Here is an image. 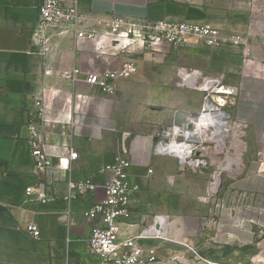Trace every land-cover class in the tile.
I'll use <instances>...</instances> for the list:
<instances>
[{"label":"crops","instance_id":"obj_1","mask_svg":"<svg viewBox=\"0 0 264 264\" xmlns=\"http://www.w3.org/2000/svg\"><path fill=\"white\" fill-rule=\"evenodd\" d=\"M42 1L0 0V264L102 261L89 247L97 221L83 215L103 198L101 187L71 202L58 198L42 203L26 193L37 183L26 125L36 110L34 97L52 106L54 118L72 114L71 122L40 128L53 154L66 152L61 145L79 152L72 177L96 172L120 155L130 161V216L120 220L118 230L120 239L149 230L139 244L146 252L154 250L156 260L141 264H212L207 256L211 252L218 255L217 264L229 259L233 264H264V0H61L83 11L88 31L98 20L164 19L208 23L220 28L226 39L240 36L238 47L198 43L168 55L166 46L151 51L137 61L133 77L118 82L113 94L85 79L88 72L123 63L122 55L113 51L116 46L106 42L103 49L97 41L73 34L53 37L49 51L33 42ZM76 68L82 72L69 77ZM192 71L196 81L206 80V87L188 83ZM214 79H220L219 92L230 95L229 118L247 129L250 141L241 171L221 181L211 195L207 169H182L177 156L156 151V146L169 140L165 129L188 128L206 103V90L214 88ZM80 93L89 100L77 109L75 95ZM68 99L73 103L67 104ZM209 101V113L229 122L222 110L227 100L213 96ZM105 176L96 180L103 182ZM53 177L65 180L69 175L53 169L48 179ZM193 182L200 183V192L189 187ZM53 186L64 195L62 182ZM187 198L193 211L180 203ZM32 222L39 226L38 239L26 231ZM226 248L233 249L229 259Z\"/></svg>","mask_w":264,"mask_h":264},{"label":"built area","instance_id":"obj_2","mask_svg":"<svg viewBox=\"0 0 264 264\" xmlns=\"http://www.w3.org/2000/svg\"><path fill=\"white\" fill-rule=\"evenodd\" d=\"M125 22L131 26V29L125 33L127 37L132 38L141 47H152L154 50H158L162 46L180 48L198 43L211 48H222L228 43L235 47L242 44L239 35H231L230 39H226L220 28L208 23L164 19ZM84 23L85 15L78 7L65 5L61 0H43L38 7L33 42L40 46L43 51H49L51 39L57 35L73 34L78 39H97L95 32L88 31ZM98 43L102 44L103 49L107 46L102 39ZM138 70L139 67L135 61H125L116 68L88 72L85 80L102 92L113 94L120 80L133 77ZM81 72L80 69L76 68L72 74L68 73V76L73 78V75L77 76ZM195 72L192 71L188 83L201 88L206 87L204 85L206 80L198 82L193 77ZM213 81H215L214 88L211 91L206 90L204 102L220 84V79ZM33 99L36 110L31 112L32 118L27 121L26 125L30 132V140L33 143L32 159L37 183L27 187L26 193L32 194L35 200L42 203L58 198L71 202L83 199L87 195H93L101 187L104 191L103 198L94 201L83 211L85 217L97 221V226L89 238L90 250L102 257V261L97 264H141L145 261H155V251L146 252L139 244L140 239L147 237L149 230L145 229L138 235L119 238L118 223L122 218L130 216V193L133 191L129 175L130 161L120 155L115 161L103 165L96 172H86L80 177H72V163L79 158V152L69 145H61L66 148V152L53 154L51 147L40 137L41 127L71 122L72 114H69L67 119L54 118L52 117V106L48 102L37 97ZM75 100H77L75 107L81 109L82 105L89 100V96L82 93L76 94ZM72 103V99L67 100V104ZM205 111L206 107L203 104L201 112L193 117L186 129L181 126L165 129L164 135L169 137V140H160L157 143L156 151H160L164 146L173 143L185 144L188 156L182 157L173 153L178 157L180 168H190L196 172L209 168L211 161L205 152L206 149L198 144L199 140L187 134V131L194 130L193 125L197 124L196 120L200 121ZM55 159H57V163ZM53 169L64 172L69 177L65 180L60 177H53L49 180L48 175ZM98 175H106L103 182L96 180ZM58 182L65 185V193L61 197L56 193L53 186ZM26 231L36 239L40 237L39 226L34 222L26 226Z\"/></svg>","mask_w":264,"mask_h":264},{"label":"rangeland","instance_id":"obj_3","mask_svg":"<svg viewBox=\"0 0 264 264\" xmlns=\"http://www.w3.org/2000/svg\"><path fill=\"white\" fill-rule=\"evenodd\" d=\"M91 30L96 34L97 39H94L93 41H99V40H104L105 42H109L112 44V47H117L113 51L115 54H118L119 56L122 55L124 58L123 62L125 61H137L143 57L144 55L148 54L151 51H155L152 47L146 48V47H141L138 45L132 38H129L125 35L131 29V26L129 25L128 22L125 21H118V20H98L93 24L92 27H90ZM123 35V37H121ZM166 50L164 52L166 55L170 54L171 51L175 50L174 47L171 46H166ZM162 54V53H161ZM222 87H218L216 90H213L210 94V97L212 98L213 96H220L224 97L227 100V103L225 106L222 107V110L228 113V105L230 103V95L228 93L224 92H219V90ZM207 93V92H206ZM204 102V101H203ZM228 120L230 124L232 125V130L230 133V136L226 138V145L227 147H230L231 154L237 158L239 155H241V161H240V169L244 164L246 155H248L249 152V135L248 131L246 128L242 127H236L234 123L231 121V119L228 117ZM199 120H196L198 122ZM197 125V124H196ZM237 128V129H236ZM193 129H195V125H193ZM238 132L240 133V142H241V147H234V136L232 133ZM243 135V136H242ZM259 139V138H257ZM199 145H201L202 148L206 149L205 152H207V155L212 159L213 161V166L207 168V170L211 175V181H214V173L218 171V166L220 164L225 165V149H221L220 146H217L218 144L214 140H207L203 143L198 142ZM244 144V145H243ZM230 145V146H229ZM237 148V149H236ZM243 151H242V150ZM221 150V152H220ZM204 151V150H203ZM218 152V153H217ZM224 152V153H222ZM240 153V154H239ZM225 154V155H224ZM243 157V161H242ZM236 166V165H234ZM239 169V170H240ZM188 170V169H187ZM238 171H231V170H224L223 174L221 175V181L224 179H228L230 177H234L237 175ZM228 171V172H227ZM193 191L195 192H200V183L198 182H193L191 186ZM205 196H207V192L205 193ZM180 203L183 205V208L186 211H193L194 205L191 203V201L187 198L186 200H180ZM180 204V205H181ZM225 252L227 253L228 259L231 257V254H233V249L231 248H226ZM212 261V264H217L218 260V255L211 252L209 255H207ZM230 260V259H229ZM226 262V264H233L232 262Z\"/></svg>","mask_w":264,"mask_h":264},{"label":"bare ground","instance_id":"obj_4","mask_svg":"<svg viewBox=\"0 0 264 264\" xmlns=\"http://www.w3.org/2000/svg\"><path fill=\"white\" fill-rule=\"evenodd\" d=\"M216 100H217V98H216ZM221 101L223 103V100H221ZM217 103H219V102H217ZM211 106H212L211 102L209 101V98H208L206 100V103H205L206 111L203 112V114L200 118V121H198L197 125H195V129L192 131H187V134L195 137V139L199 140V142H201V143H203L207 140H214L218 144L217 146H220L221 149L226 148L225 149L226 155L224 154L225 155V159H224L225 165L223 164L224 163L223 162L222 164H220L218 166V171H216L214 173V181L213 182L211 181L212 184L210 186L209 193L211 195H214L218 191V184H219V180L221 178V175L223 174V171L224 170L238 171L240 169L241 155H239L237 158H235L231 154L232 150H230V147H227L226 138H228V136H230V133H231V130L233 127L229 122L218 121L217 120L218 118H214L213 114L209 113L211 110L210 109ZM232 134L234 136V147H241L242 144H241L240 139H239L240 133L235 131V133H232ZM161 150L169 152V153L179 154L182 157L188 156L187 155V147L185 144L173 143L171 145L164 146L163 148H161ZM220 152H221V150H220ZM222 153H224V152H222ZM242 161H243V157H242ZM234 165H236V166H234ZM240 171H241V169H240Z\"/></svg>","mask_w":264,"mask_h":264},{"label":"water","instance_id":"obj_5","mask_svg":"<svg viewBox=\"0 0 264 264\" xmlns=\"http://www.w3.org/2000/svg\"><path fill=\"white\" fill-rule=\"evenodd\" d=\"M224 112H225V111H224ZM225 115H227V117H229V114H228L227 112H225ZM220 185H221V178H220V180H219L218 189H219Z\"/></svg>","mask_w":264,"mask_h":264}]
</instances>
